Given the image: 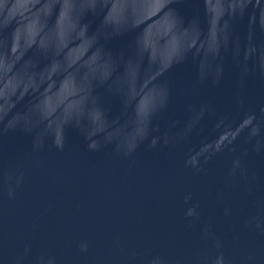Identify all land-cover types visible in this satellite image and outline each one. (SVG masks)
Here are the masks:
<instances>
[{
  "label": "water",
  "instance_id": "obj_1",
  "mask_svg": "<svg viewBox=\"0 0 264 264\" xmlns=\"http://www.w3.org/2000/svg\"><path fill=\"white\" fill-rule=\"evenodd\" d=\"M0 264H264V0H0Z\"/></svg>",
  "mask_w": 264,
  "mask_h": 264
}]
</instances>
